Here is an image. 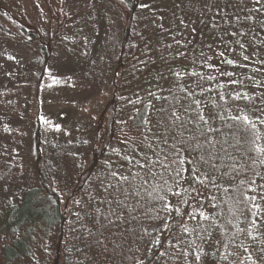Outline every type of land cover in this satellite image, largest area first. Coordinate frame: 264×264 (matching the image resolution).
Masks as SVG:
<instances>
[{
    "label": "rangeland",
    "instance_id": "1",
    "mask_svg": "<svg viewBox=\"0 0 264 264\" xmlns=\"http://www.w3.org/2000/svg\"><path fill=\"white\" fill-rule=\"evenodd\" d=\"M263 26L264 0H0V264H186L184 252L195 264L197 246L214 253L201 264H264V211L235 239L220 219L230 240L199 216L212 218L224 189L246 180L254 212L264 209V71L255 72L264 70ZM246 69L257 77H241ZM238 94L246 107L225 102ZM183 96L196 117L215 116L209 123L222 131L209 137L233 154L239 138L223 133L248 115L257 146L250 161L230 162L225 151L221 165L201 161L207 187L184 172L158 204L136 163L154 156L149 144L166 148L153 133L185 159L203 155L185 149L190 137L206 141L207 125L185 103L175 111L185 127L173 123ZM133 173L142 174L134 183ZM41 175L59 199L57 222ZM165 203L184 215L169 216ZM26 216L37 219L16 226Z\"/></svg>",
    "mask_w": 264,
    "mask_h": 264
},
{
    "label": "trees",
    "instance_id": "2",
    "mask_svg": "<svg viewBox=\"0 0 264 264\" xmlns=\"http://www.w3.org/2000/svg\"><path fill=\"white\" fill-rule=\"evenodd\" d=\"M125 1L129 2V0H125ZM259 34H262V39H263L264 28H263L262 32ZM237 43H242L241 36H240V39L237 40ZM241 48L242 47H239V52H242ZM243 54H241V56H243ZM251 59H252V57H251ZM258 71H259V74H261V72L264 70L262 68L261 69L258 68L255 72H258ZM240 74H246V76H241V77H249V78H251V76H253V78L257 77V75H255V74H251V75L248 74L247 69H246V71L242 70V72ZM262 91H264V90L256 92V94L261 93ZM186 96H188V95H186ZM225 102L229 105H231L232 103L242 104L243 100H241V99L236 100L234 95H231L228 100H225ZM178 103H179V108H176V106H174L173 111H176L178 109L182 110L184 103H185V105L190 107L189 110L193 106L191 104V102H189V98L185 97V96H183L179 100V102L175 101V104H178ZM243 106L246 107V104L243 103ZM250 110L253 111L251 108H250ZM190 113H191L193 122L195 120H197L196 114L191 112V110H190ZM241 116H243V115H241ZM141 120H142V118H141ZM193 122L189 121L188 123H193ZM228 122H231L232 123L231 126H234V127L230 126L229 130L226 132H229L231 130L232 132L236 133L235 136L229 135L231 137V139H230L231 142H233L236 138H239L238 141L240 140V138L243 139L242 142L237 143L238 146L233 147V150H235V154H233V151H232V153L229 151L230 145L228 144L227 151H225V153L227 152L228 155L232 158V160L230 159V162L236 160V158L239 159V161H241V159H243V158H245V160L247 159L248 161H250L252 159V157L254 156L253 155L254 154L253 148H256V146H257L258 132H257L255 126L253 127L252 124L246 125L242 121H233L231 119L228 120ZM188 123H187V125H188ZM187 128H189V127H187ZM197 130L198 129L191 131V132H196ZM188 141H189V143H192V145L193 144L196 145L197 143H199L201 145V148L198 150L196 149V147L194 145H193L194 148L191 145L192 151H194L197 154L200 153L203 155H204V151H206L208 154V157L205 156V159H209V154H211V159H210L211 163L218 161V163H216V164L221 165L222 162L227 161V159L224 156V152H223L221 146L220 147H213L212 145H208L207 143H204L207 141H203V139H198V138L190 139ZM201 141H202V143H201ZM223 148H225V146H223ZM155 159H156V157L151 155L150 160L155 161ZM239 161L236 162L237 166H239ZM209 163L206 165H209ZM232 164H234V163H232ZM232 164H230V166L232 168H234L233 167L234 165L232 166ZM174 167H175V165H173V168ZM150 168L152 169V172L149 171ZM246 169L248 171H250V169H248V166L246 167ZM146 171L149 172V180H148V182H143L146 186L145 187V190H146L145 194H148L149 199H151L150 201H153V198H155L157 200L158 204H161L162 200L158 199L157 197H159V196L164 197V193L167 190L169 184L171 183L170 181H173L177 178L175 176V172L173 171L172 168H169L167 171H165L164 169L160 168L158 165L153 166L151 163L148 165V167H146L144 169V172H146ZM144 172L142 174H144ZM153 173H155V174H153ZM138 174L139 173H133L132 183H134V179L137 180L136 177H138ZM142 174H139V175L142 176ZM246 174L247 173H244V175H246ZM153 180H154V182H153ZM165 181H167V183H165ZM40 182H41L43 188L46 190L47 195L52 199V201L54 203V212H55L54 214L56 215V218H57L56 222H57V220L62 219V215H61V213L59 214V211H58L59 199H58L57 195L50 189V187H48V185L45 184L43 175H41ZM225 184H229V183L225 182ZM248 186H249L248 180L243 181L241 183L237 182L234 185H231L230 187L228 186L229 187L228 188L229 189V191H228L229 196H227L221 202H218V204L215 206L216 212L213 214V217L208 219L205 222V226L207 228H209V230H211V226H210L211 224H219L218 225V227H219L218 232H219V235L221 236L222 240H224V239L230 240L231 239L230 234H232L234 236V237H232V239H235L238 237V234H236V233H239V231H241V233H242L243 227H245V226L250 227V224L252 222V217H253L252 213L254 212V208H253V200L249 196ZM34 218H36V216L33 218H30L29 216L23 217V218L19 219L18 221H16L17 222L16 226L25 224L28 221H33V220H35ZM220 219H223V222H225L231 226L232 231L230 234L227 231L224 232L221 229V227H220L221 223H218ZM201 225H203V224L201 223L200 226ZM10 227L13 228L14 230L17 228V227L12 226V225ZM19 241L21 242V240H19ZM13 246H15V248H16V244H14ZM21 251H25V247L20 248V251H18V252L17 251H15L14 253L7 252V256H9L10 254L19 253Z\"/></svg>",
    "mask_w": 264,
    "mask_h": 264
},
{
    "label": "snow or ice",
    "instance_id": "3",
    "mask_svg": "<svg viewBox=\"0 0 264 264\" xmlns=\"http://www.w3.org/2000/svg\"><path fill=\"white\" fill-rule=\"evenodd\" d=\"M255 3H257V4L261 3V0H255ZM256 10L259 11V9H256ZM169 47H170V45H169ZM241 47H243V45H241ZM220 55H223V53H220ZM244 59L247 60L248 57L245 56ZM226 63L233 64V61L227 60ZM176 75L179 76L180 74L176 73ZM156 98L159 99V97H156ZM242 98H244V97H241L239 94L235 97L236 100H240ZM262 110H264V109H262ZM160 111H163V109H160ZM185 111H187V109H185ZM171 115H172V117L175 118L173 123H175L176 121H180V127L181 128L185 127V122L181 120V117L175 111H173L171 113ZM197 119L199 121H202L204 125H207V131H204L203 129L200 130L201 136L204 137V139L207 141V143L209 145H212L213 147H215V145L217 143H220L222 150L227 151V149L223 148L224 142H221L219 140H214V139L209 137V133H212V132L220 133L222 131L221 129L214 127L213 124L209 123V121L215 119V116L210 112L208 117L205 118V116L203 114L197 113ZM232 119H233V121H242L246 125L252 124L253 127L255 126L254 123H252L250 121V118L248 115L233 116ZM144 123H145V125H147L149 123V121L147 120V117H145ZM197 127H199V126L197 125ZM148 131L152 132V129L149 128ZM177 135L181 137V140L178 142H180L182 144L188 143V141L183 140V132H178ZM223 135L235 136L236 133L232 132L230 130L229 132L223 133ZM153 136L156 137V139H158L164 146H166V148H161L160 151L157 152L155 150V148H153V146L151 144H149V149L152 152V154L156 157V159H155V161H151L150 157H148L146 155L143 159V163H141L140 161L136 162L140 168H142V169L146 168L151 163L153 166L158 165L160 168L164 169L165 171H167L169 168H172L173 171L175 172L176 177H181L184 172H187L189 174L188 179L190 181L200 183L204 187H207V185L204 184L203 180L198 179V176H204L206 178L208 177V174L206 172H203L199 165H200L201 161H203V163H205V164H208L210 162V159H211V154H209V159H205V157L203 155H201L197 159L196 157H191L192 149H191V147H189V148L185 149V151L188 153V155L191 158L185 159L181 156L180 149H177L174 144H171L169 138L167 136H165L164 133H161L159 135H157L156 133H153ZM192 138L193 137H190V139H192ZM145 139H147V137H145ZM172 139H176V137H172ZM238 143H239V141H238ZM195 147L198 150L201 148V145L199 143H197ZM256 151L261 153V154H264V147H257ZM125 159L128 160V163H132V160L128 159L127 157H125ZM173 165H175L174 168H173ZM185 165H189V167H184ZM212 166L215 167V165H212ZM149 171L152 172V169L150 168ZM153 174H155V173H153ZM113 175H115V173H113ZM123 179L126 180L127 177H123ZM165 183H167V181H165ZM212 183H215V180H212ZM177 184H179V181H177ZM189 187H192V184H189ZM169 191H171V189H169ZM185 191H187V189ZM195 191L200 192V189H195ZM224 191L227 192V191H229V189L225 188ZM172 195L178 197L181 195V193L179 191H175V192H172ZM157 198L160 200L165 199L163 196H159ZM261 198H264V194H262ZM251 199L254 200L255 197H252ZM212 206L215 207L214 204ZM255 207H256L257 211L252 213L253 216H256L259 214V212L264 211V209H260L259 205H255ZM163 211L167 212L169 214V216L172 214V212H175L177 215H184L178 206H175L171 203H165L163 205ZM199 216L203 220L209 219V217L205 214L204 211H201L199 213ZM193 219H195V216H193ZM252 223H253V225H256L255 220H253ZM161 227L166 228L167 223H165L164 225H161ZM184 231L187 232L188 229L185 228ZM249 235H251V233H249ZM253 239H256V237H253ZM153 243L155 245H159L160 241L153 238ZM160 255L163 256V255H165V253L162 252V253H160ZM183 255L185 257L186 264H191L190 261H187V257L189 255V253L184 252ZM202 257H214V253L213 252H206V251H204L203 248L197 246V248L195 250V255H194L195 264H201ZM141 264H143V262H141Z\"/></svg>",
    "mask_w": 264,
    "mask_h": 264
}]
</instances>
